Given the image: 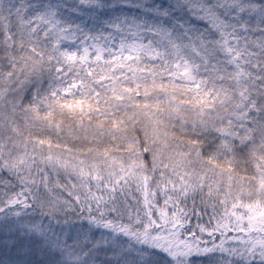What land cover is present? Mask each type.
<instances>
[{"label": "snow or ice", "instance_id": "1", "mask_svg": "<svg viewBox=\"0 0 264 264\" xmlns=\"http://www.w3.org/2000/svg\"><path fill=\"white\" fill-rule=\"evenodd\" d=\"M0 264H264V0H0Z\"/></svg>", "mask_w": 264, "mask_h": 264}]
</instances>
